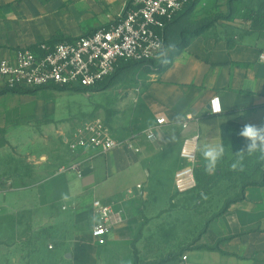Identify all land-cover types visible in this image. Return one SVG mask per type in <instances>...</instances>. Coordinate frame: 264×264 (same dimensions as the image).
Wrapping results in <instances>:
<instances>
[{"label":"crops","instance_id":"1","mask_svg":"<svg viewBox=\"0 0 264 264\" xmlns=\"http://www.w3.org/2000/svg\"><path fill=\"white\" fill-rule=\"evenodd\" d=\"M250 4L249 0H194L167 36L168 43L177 45L183 34L184 47L169 53V65L162 70L149 67L130 120L114 122L119 136L106 122L113 137L123 141L163 116L167 123L159 128L160 140L153 143L138 135L134 147L123 144L105 155L89 149L70 151L75 156L70 165L80 164L81 175L63 163L51 173H46L51 166H43L44 174L34 179L1 177L3 240L13 233L3 226L8 217L20 219L34 210L35 229L61 222L73 232L76 225L86 224L84 241L66 254L73 264H137L136 251L139 264H154L167 256L175 258L163 264H264V185L245 187L242 199L205 226L199 212L185 209L186 198L178 201L186 193L178 194L175 188L185 138L194 133L202 140L221 138L227 147L232 140L229 130L264 124V62L260 61L264 20L245 17L253 9ZM49 8V0H0V58H12L20 47L59 38ZM216 96L224 104L222 114L211 113L210 101ZM181 111L192 114V119L180 142L170 143V121ZM2 118L0 129L6 125ZM71 135L65 139L68 145ZM64 195L69 196L67 201ZM98 199L110 205L114 215L118 212L100 247L90 224ZM19 219L16 231L24 229ZM218 242L219 250L199 248Z\"/></svg>","mask_w":264,"mask_h":264},{"label":"rangeland","instance_id":"2","mask_svg":"<svg viewBox=\"0 0 264 264\" xmlns=\"http://www.w3.org/2000/svg\"><path fill=\"white\" fill-rule=\"evenodd\" d=\"M132 1L49 0L48 13L57 22L58 37L80 36L114 22ZM249 2L258 12L264 0ZM44 15L47 12L44 11ZM148 68L147 64L124 63L123 68L113 75L115 85L108 90H61L51 87L30 89V93L3 94L0 98V116L6 125L0 129V178L27 176L34 179L44 174L46 165L51 166L46 173L55 171L63 163L65 165L62 166L67 165L66 168L71 167L75 156L71 154L65 139L69 138L70 132L93 118L106 120L114 135L119 136L115 132L114 122L130 120L134 98ZM238 140L232 139L227 144L225 157L214 175L206 174L202 161L198 159L197 187L178 198L179 202L186 198V210H196L199 212L197 216L201 214L204 226L220 211L227 199L237 197L242 183L261 180L264 161H258L255 156L246 157L244 171L230 169L234 153L246 143L243 137L239 136ZM18 219L10 216L3 225L9 234L11 230L13 233L6 241L3 240L5 236L0 235V264H73L66 254L84 241L81 236L87 229L86 224L76 225L73 232L70 225L61 222L35 229V214L31 210L19 219L24 223V229L16 231ZM94 242L100 247L105 240Z\"/></svg>","mask_w":264,"mask_h":264},{"label":"built area","instance_id":"3","mask_svg":"<svg viewBox=\"0 0 264 264\" xmlns=\"http://www.w3.org/2000/svg\"><path fill=\"white\" fill-rule=\"evenodd\" d=\"M190 1L134 0L114 22L94 32L20 47L12 58H0V89L52 86L95 89L111 78L123 63L157 58L155 45L164 44L166 27ZM260 61L264 62V52L260 54ZM160 120L167 123L163 116L157 117L156 123ZM146 130L120 141L113 137L104 119L93 118L72 132L69 147L72 152L89 149L105 155L123 144L134 147L138 135L147 138ZM181 159L183 163L175 174V188L178 194H185L198 185V157L191 162L182 156ZM80 166L77 163L72 167L81 175ZM94 209L103 215V220L92 228V235L96 240H105L114 227V210L99 199L94 201ZM183 258L186 260L187 256Z\"/></svg>","mask_w":264,"mask_h":264},{"label":"clouds","instance_id":"4","mask_svg":"<svg viewBox=\"0 0 264 264\" xmlns=\"http://www.w3.org/2000/svg\"><path fill=\"white\" fill-rule=\"evenodd\" d=\"M156 56L162 63L167 64L169 62V53H173L177 50L176 44L170 42L164 45L162 42H158L155 45ZM211 113L222 114L225 110L224 104L219 96L211 99ZM192 119V114L181 111L174 115L170 121L168 128V142L178 143L181 140V133L187 131L189 127V121ZM165 124V121L160 120L156 124L149 122V127L146 130L147 139L153 143L161 139L159 132V126ZM177 132L180 136H177ZM239 136L243 137L246 141L245 146L239 151L234 153V159L230 164L232 171H244L246 157L255 156L258 161H264V124L254 125L245 124L239 132ZM226 147L222 139H207L202 140L199 134H191L183 140L180 155L188 161H195L199 157L202 161V167L206 174L214 175L218 170V165L225 157ZM63 199L67 201L68 195H64ZM103 220L102 214H93L90 217V224L95 229Z\"/></svg>","mask_w":264,"mask_h":264},{"label":"trees","instance_id":"5","mask_svg":"<svg viewBox=\"0 0 264 264\" xmlns=\"http://www.w3.org/2000/svg\"><path fill=\"white\" fill-rule=\"evenodd\" d=\"M194 2V0H191L190 1V3L188 4V5H186L184 8H183V10L181 11V12H179L177 15H176V17L174 18V20L172 21V22H170L169 24H168V26L166 27V29H165V34H164V45H167L168 44V42H167V36H168V34H169V30L171 29V26L173 25V24H175L176 23V21L179 19V16L188 8V7H190V5L192 4ZM252 5L250 4V7H251ZM247 7H249V6H247ZM127 9V8H126ZM125 9V10H126ZM245 17L246 18H248V19H250V20H253V22H262L263 20H264V2L262 3V6H261V8L258 10V12H255L253 9H248V11H246V15H245ZM109 25V24H108ZM108 25H105V26H108ZM95 30H92V31H90V32H94ZM90 32H88V33H90ZM62 39H65V38H62V37H59V38H56V39H54V40H51V42H53V41H57V40H62ZM185 43H186V41H185V37H184V35L183 34H181V42H179V44H177L176 45V47H177V49H181L182 47H184V45H185ZM168 60H169V62H170V59H169V56H168ZM169 62L167 63V64H164V63H162L161 62V60L160 59H158V58H155V59H153V60H149V61H145V62H128V63H135V64H147V67H156L157 69H159V70H162L163 68H165V67H167L168 65H169ZM124 64V63H123ZM123 64H121V66H119L118 68H117V70L115 71V73L116 72H118L120 69H122L123 68ZM149 69V68H148ZM114 73V74H115ZM115 83H116V81H115V79L113 78V76L111 77V78H109L106 82H103L102 84H99L98 86H97V88H95V89H107V88H110V87H112L113 85H115ZM52 87H54V88H57V89H61V90H68V89H70V88H67V87H57V86H52ZM47 88H51V87H47ZM35 90H37V89H42V88H34ZM76 89H81V90H83V91H88V90H94V89H84V88H76ZM30 89H16V90H9V89H0V95H3V94H5V93H8V92H21V93H30ZM239 132H240V130L239 129H231V130H229L228 131V135H230V137L234 140V141H240V140H238V137H239ZM263 164V163H262ZM262 164H260L259 165V169H261V165ZM196 177H197V174H196ZM197 181H198V179H197ZM249 185H264V171L262 172V176H261V180L260 181H246V182H244V183H242V185H241V188H240V190H239V194L237 195V197H234V198H229V199H227V201H226V203L224 204V206L220 209V211L217 213V214H215L214 216H213V218L212 219H214V218H217V217H219L220 215H222L223 213H225L226 211H227V209H228V207H229V204L230 203H232V202H236V201H238L239 199H242L243 197H244V189H245V187H247V186H249ZM227 238H225V239H222V240H220V242H223V241H225ZM220 242H218V244H216L215 246H208V245H201V246H199V248H205V249H208V250H219L220 248H219V244H220ZM175 258V256H167V257H165L164 259H162V260H160L159 262H156V263H154V264H163V263H165V262H167L168 260H171V259H174ZM138 255H137V251H136V261H137V264H139L138 263ZM145 264H150V263H145Z\"/></svg>","mask_w":264,"mask_h":264}]
</instances>
